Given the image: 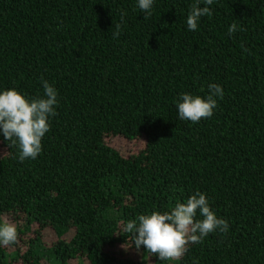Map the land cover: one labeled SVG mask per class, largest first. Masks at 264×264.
Here are the masks:
<instances>
[{"label":"trees","instance_id":"1","mask_svg":"<svg viewBox=\"0 0 264 264\" xmlns=\"http://www.w3.org/2000/svg\"><path fill=\"white\" fill-rule=\"evenodd\" d=\"M193 3L0 0V88L35 96L43 78L59 100L35 159L0 134V218L17 225L0 264H264V0H213L188 30ZM209 82L213 115L179 120L178 94ZM110 135L145 143L124 155ZM194 191L226 232L174 260L128 245L127 219Z\"/></svg>","mask_w":264,"mask_h":264},{"label":"clouds","instance_id":"2","mask_svg":"<svg viewBox=\"0 0 264 264\" xmlns=\"http://www.w3.org/2000/svg\"><path fill=\"white\" fill-rule=\"evenodd\" d=\"M154 0H136V6L150 14ZM201 3L203 6H201ZM213 0H194L186 16L188 30H196L204 15L211 16ZM113 36L119 35V25ZM238 25L232 22L227 32L232 34ZM42 94L28 95L16 87L0 88V134L18 148L17 159H35L42 149V138L50 128L51 117L59 103L58 89L41 78ZM208 92L199 95L190 91L178 94L175 100L177 118L198 122L211 117L224 90L219 83L209 82ZM228 221L217 215L204 192L194 191L177 200L169 209L151 210L127 219L123 230L130 233L128 245L144 249L160 260L180 258L189 243H198L213 231L226 232ZM17 239V225L0 218V245Z\"/></svg>","mask_w":264,"mask_h":264},{"label":"rangeland","instance_id":"3","mask_svg":"<svg viewBox=\"0 0 264 264\" xmlns=\"http://www.w3.org/2000/svg\"><path fill=\"white\" fill-rule=\"evenodd\" d=\"M106 141L111 146L119 149L124 155L138 151L145 143V139L143 137L131 140L121 135H110L106 138Z\"/></svg>","mask_w":264,"mask_h":264}]
</instances>
